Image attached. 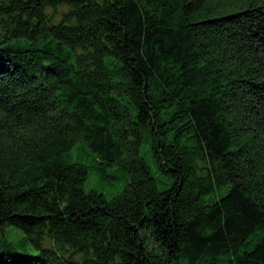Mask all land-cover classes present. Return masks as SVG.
Instances as JSON below:
<instances>
[{"label":"trees","instance_id":"obj_1","mask_svg":"<svg viewBox=\"0 0 264 264\" xmlns=\"http://www.w3.org/2000/svg\"><path fill=\"white\" fill-rule=\"evenodd\" d=\"M8 226L0 264H264V0H0Z\"/></svg>","mask_w":264,"mask_h":264},{"label":"rangeland","instance_id":"obj_2","mask_svg":"<svg viewBox=\"0 0 264 264\" xmlns=\"http://www.w3.org/2000/svg\"><path fill=\"white\" fill-rule=\"evenodd\" d=\"M59 17L60 15L57 16V19ZM69 160L72 162H84L89 166V176L85 185L87 191L96 190L111 198L120 194L126 187V180L122 170L110 166L98 170L94 166L92 156L88 154L87 150L81 144H77L73 148L69 155ZM147 160L151 163L149 157ZM7 233L8 242L3 243L0 241V248L10 249L16 257L38 253V250L24 238V233L21 229L15 226H8Z\"/></svg>","mask_w":264,"mask_h":264}]
</instances>
